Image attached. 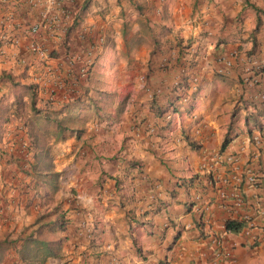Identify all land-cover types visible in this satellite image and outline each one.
I'll return each mask as SVG.
<instances>
[{
	"label": "crops",
	"instance_id": "obj_1",
	"mask_svg": "<svg viewBox=\"0 0 264 264\" xmlns=\"http://www.w3.org/2000/svg\"><path fill=\"white\" fill-rule=\"evenodd\" d=\"M60 1L23 0L15 12L18 20L41 21L38 37L60 54L49 58L52 65L65 53L62 26L73 24L83 0ZM67 36L71 52L102 36L92 44L91 78L79 77L69 94L90 86L101 110L81 111L80 136L52 140L59 184L49 201L38 195L29 203L32 188L10 194L20 173L0 158V238H17L3 246L0 264H224L212 238L231 236L226 220L246 222L264 198V114L257 111L264 107V0H88ZM29 40L18 38L6 58L28 54ZM10 65L0 61V68ZM183 77L188 86L177 99ZM2 93L9 103L13 96L0 84ZM56 94L65 99L63 90ZM170 101L176 109L166 107ZM232 119L233 137L221 149ZM249 133H260L259 151ZM249 167L259 187L248 182ZM233 188L244 204L234 203ZM61 211L65 229L35 230ZM32 230L35 238L65 240L46 259L24 251L21 258ZM243 248H235L236 258Z\"/></svg>",
	"mask_w": 264,
	"mask_h": 264
},
{
	"label": "trees",
	"instance_id": "obj_2",
	"mask_svg": "<svg viewBox=\"0 0 264 264\" xmlns=\"http://www.w3.org/2000/svg\"><path fill=\"white\" fill-rule=\"evenodd\" d=\"M22 2L23 0H0V61H11V65L8 68H0V84L6 86L8 93H11L13 96L12 100L8 103L6 95L4 93L0 95V158L7 164L15 165L17 167L16 173H20L17 178L14 175L12 176V178L15 177V181L13 182L12 180L10 184L12 188L10 194L14 193L17 189L18 192L28 195V193H31L30 188H32V195L27 196L30 203L32 198L38 195L44 196L46 199L44 201H49L52 198L53 191L58 187L59 172L54 168L52 140L66 139L72 135L80 136L86 130L84 124L87 121V118L81 114V111L88 108L90 109V116H92L93 113L101 110V106L98 104V97L88 94L90 86L84 87L83 92L77 95H70L67 99L58 97L59 95L52 90L53 87L51 86V84L58 80L56 76H60L59 79L62 77L66 83V90H68L69 84H72L76 89L77 82L79 81L80 65L75 66L76 68L72 66L71 69L65 59L66 55L71 53V41L67 35L79 24L81 9L86 8L88 0L82 1V7L81 5L79 7L80 11L73 17V24L69 27L65 24L62 26L65 37L63 36V43L61 42L60 45L64 47L65 53L62 62L59 61V58L57 65H52L49 58L56 57L58 59L60 55L59 51L55 47L49 48L48 44L45 41L42 42L38 35L36 38L42 46L41 50L31 48L29 40L27 45L28 54H14L12 58H6V49L11 44H17L18 38L21 39V37L28 36L29 28L34 23H38V20L30 22L29 19L25 18L22 20L16 19L15 12L21 7ZM59 2L61 1L55 0L54 4L58 5ZM30 4L32 3L30 2ZM11 7V15L6 14V9L9 10ZM40 24L42 25V23ZM97 40L94 42L97 43ZM94 42L91 43L94 44ZM87 50L86 46L79 48V51L83 55H85ZM22 58L25 59L24 63H21ZM32 59L37 61L33 65ZM30 71L32 73L40 71L41 75L37 81L24 79ZM90 75L91 69H89L86 78H91ZM46 81L49 82V85L47 86V90H44L42 87ZM187 86L188 83L184 77L176 82L175 89L178 91L182 90L176 94L177 99L181 97ZM42 92H46L47 96L41 98L40 94ZM195 93L196 91L194 90L192 94L195 95ZM59 98L62 99V102H59ZM39 101L41 102L40 105ZM54 102L58 104L56 107H54ZM172 105L173 101L166 103V107ZM172 107L176 109V106ZM9 109H11V112H6ZM190 109H193L192 103L189 105ZM257 111L261 112L260 115L264 114V107L261 106V109ZM258 115L254 114L251 121L256 120ZM14 119L16 121H13ZM12 123H14V128L6 130L5 127L11 126ZM260 123L262 122L258 121L252 124L259 125ZM233 125L234 120L232 119L222 138L221 149L232 139L233 132L235 131ZM249 134L251 136V133ZM24 178L28 180L24 181ZM20 189L21 191H19ZM12 197H14V194ZM56 208V206L53 207L54 210ZM39 220H41L40 216L37 217L36 221L38 222ZM66 221L67 218L63 211L56 212V216L52 219L38 223L35 230L41 233L45 227H48L50 230L56 229L54 226L63 230L66 227ZM244 224V220L232 218L226 220L225 227L234 232V234H237ZM33 231L23 237L25 242L23 250L18 249V254L21 258L32 256L33 258L42 260L46 259L48 255L57 253L62 245V241L65 240L63 236L55 239L51 233H49L51 235L48 234L50 237L35 238L32 237ZM16 240L17 238H0V255L3 253L2 248L4 245L12 242L15 243ZM29 245H31L33 250L28 249ZM39 247L42 249V257H38L39 253H41ZM23 251L25 253L30 252V254L25 257Z\"/></svg>",
	"mask_w": 264,
	"mask_h": 264
},
{
	"label": "built area",
	"instance_id": "obj_3",
	"mask_svg": "<svg viewBox=\"0 0 264 264\" xmlns=\"http://www.w3.org/2000/svg\"><path fill=\"white\" fill-rule=\"evenodd\" d=\"M47 2L49 5H54L55 0H47ZM40 23H41V21L38 20V23H34L29 28V31H28V34L31 37V40H30L31 46L30 47L33 49H36V50L42 49V46L40 45L39 41L36 38L37 33H38L40 26H41ZM101 42H102V36H100L98 38L97 43H101ZM87 48H88V50L86 51L85 55H83L80 51H73V52L69 53L68 55H66V58H65L71 69L73 66V62H79L80 63L79 77H81L82 79L87 77L88 71H89V69H91V66L93 65L92 62L94 60V54H93L92 49L95 48V45H92V44L90 46L88 45ZM24 62H25V59L22 58L21 63H24ZM59 77L60 76H56V78H58V80L56 82H54L53 84H51V86L53 87L52 90H54L55 93H57V91L63 90L62 95L65 99H67L69 97V94L72 93L74 86L72 84H69L68 90H64V89H67L66 83L62 77L60 79H59ZM250 178L252 179V177H250ZM242 202H243V200L241 198V195L239 193H236L235 194V203L237 205H240ZM258 221H259V218H254V217L249 218L247 221V224L240 229L239 235H241L242 237H247L253 241L264 239V232L262 231V229H259L260 224H258ZM212 241H214V243L226 242L223 238H219V237H214L212 239ZM225 252H227L226 253L227 256H231L230 248H228Z\"/></svg>",
	"mask_w": 264,
	"mask_h": 264
},
{
	"label": "clouds",
	"instance_id": "obj_4",
	"mask_svg": "<svg viewBox=\"0 0 264 264\" xmlns=\"http://www.w3.org/2000/svg\"><path fill=\"white\" fill-rule=\"evenodd\" d=\"M251 138L254 140V144L256 145V147H257V149L259 151L260 150V133H253V134L251 133ZM258 155H259L258 152H254V154H253L254 157H257ZM246 172H247L248 182L252 183V184H254L256 186L258 185V187H259L260 186V181L258 180L254 170L249 167V168L246 169ZM250 177H252V179ZM236 193H239L241 195L242 200H243V202L240 205L244 204L245 201H244V198L242 196V192H240L238 188H233L232 191L230 192V197H232L234 199V203H235V194ZM257 202H258L257 205H261V207L257 206L258 210L256 209V215L253 216V217L254 218H259V221H258V224H260V226H259L260 228L259 229H262V231L264 232V198H262L260 200H257ZM249 218H251V217H249ZM249 218H247V221H248ZM247 221L246 222L244 221L245 224L243 226H245L247 224ZM240 229L238 230L237 234H234V232H233L232 235H234V236H232V235L231 236H227V235L215 236V237L223 238L226 241V242H223V243H215L216 246H219V252H217V253H220V257L221 258L224 257V259H223L224 260V264H228L227 263V260H228L227 257L236 258V256H235V254H236L235 253V248L238 247V244H241V245H244V246L246 244V246L257 247L258 245H261V244L264 243V239L253 241V240H250L247 237H242L241 235H239ZM227 230L230 231L229 229H227ZM212 242L214 243V241H212ZM227 247L230 248L231 256H227L226 255L227 252H225V251L228 249ZM196 264H201V263L198 262Z\"/></svg>",
	"mask_w": 264,
	"mask_h": 264
},
{
	"label": "rangeland",
	"instance_id": "obj_5",
	"mask_svg": "<svg viewBox=\"0 0 264 264\" xmlns=\"http://www.w3.org/2000/svg\"><path fill=\"white\" fill-rule=\"evenodd\" d=\"M75 63L73 62V65ZM78 65H80L79 62ZM233 264H264V243L257 247L244 246L242 253L238 255Z\"/></svg>",
	"mask_w": 264,
	"mask_h": 264
}]
</instances>
